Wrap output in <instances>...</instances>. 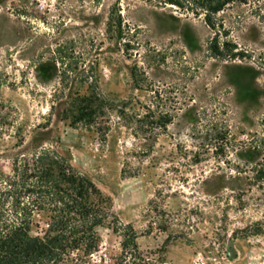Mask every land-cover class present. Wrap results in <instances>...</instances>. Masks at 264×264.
Wrapping results in <instances>:
<instances>
[{"label":"rangeland","instance_id":"1","mask_svg":"<svg viewBox=\"0 0 264 264\" xmlns=\"http://www.w3.org/2000/svg\"><path fill=\"white\" fill-rule=\"evenodd\" d=\"M202 12L163 0H0V104L24 132L21 147L0 139V168L52 148L158 264H264V186L252 171L264 159V0H235L213 27ZM88 92L140 115L160 100L171 123L154 140L115 118L103 137L70 126L68 102ZM97 234L91 262L112 264L121 238L107 225Z\"/></svg>","mask_w":264,"mask_h":264},{"label":"trees","instance_id":"2","mask_svg":"<svg viewBox=\"0 0 264 264\" xmlns=\"http://www.w3.org/2000/svg\"><path fill=\"white\" fill-rule=\"evenodd\" d=\"M234 1L163 3L195 16L203 11L205 23L213 27L212 16ZM213 52L221 55L217 47ZM160 105L159 100L154 110L146 109L140 115L128 102H108L88 92L70 99L63 120L69 121L70 126L93 127L103 137L115 118L141 138L154 140L172 120V115L161 111ZM4 136L14 137L16 147L24 143L23 128L16 126L15 116L0 104V139ZM141 148L146 153L152 150V146ZM9 159V171L5 173L0 168V264H93L91 256L99 248L97 229L106 225L121 238V252L112 264H158L139 250L137 233L131 225L120 223L112 211L111 199L54 149L39 146ZM252 171L254 181L263 187L264 159Z\"/></svg>","mask_w":264,"mask_h":264}]
</instances>
